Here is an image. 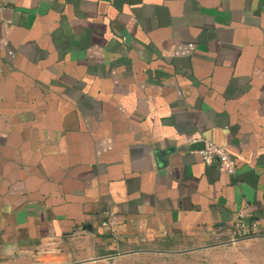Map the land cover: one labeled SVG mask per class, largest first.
Listing matches in <instances>:
<instances>
[{
    "label": "crops",
    "instance_id": "crops-1",
    "mask_svg": "<svg viewBox=\"0 0 264 264\" xmlns=\"http://www.w3.org/2000/svg\"><path fill=\"white\" fill-rule=\"evenodd\" d=\"M242 208L264 224V0H0V264L222 243Z\"/></svg>",
    "mask_w": 264,
    "mask_h": 264
},
{
    "label": "rangeland",
    "instance_id": "rangeland-1",
    "mask_svg": "<svg viewBox=\"0 0 264 264\" xmlns=\"http://www.w3.org/2000/svg\"><path fill=\"white\" fill-rule=\"evenodd\" d=\"M229 240L203 245L181 240L73 264H264V236Z\"/></svg>",
    "mask_w": 264,
    "mask_h": 264
},
{
    "label": "built area",
    "instance_id": "built-area-1",
    "mask_svg": "<svg viewBox=\"0 0 264 264\" xmlns=\"http://www.w3.org/2000/svg\"><path fill=\"white\" fill-rule=\"evenodd\" d=\"M198 153L206 164L216 162V166L220 171L228 175H234L236 160L224 147L215 145L210 141H204L203 147ZM258 236H264V224L248 221L246 218V210L242 208L234 219L229 239L233 241Z\"/></svg>",
    "mask_w": 264,
    "mask_h": 264
},
{
    "label": "water",
    "instance_id": "water-1",
    "mask_svg": "<svg viewBox=\"0 0 264 264\" xmlns=\"http://www.w3.org/2000/svg\"><path fill=\"white\" fill-rule=\"evenodd\" d=\"M198 144L201 145V147H203V142H199Z\"/></svg>",
    "mask_w": 264,
    "mask_h": 264
}]
</instances>
